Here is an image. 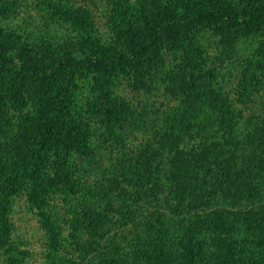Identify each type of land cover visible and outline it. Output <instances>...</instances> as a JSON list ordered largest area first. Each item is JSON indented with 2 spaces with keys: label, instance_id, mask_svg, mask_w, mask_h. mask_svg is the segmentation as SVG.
Here are the masks:
<instances>
[{
  "label": "trees",
  "instance_id": "trees-1",
  "mask_svg": "<svg viewBox=\"0 0 264 264\" xmlns=\"http://www.w3.org/2000/svg\"><path fill=\"white\" fill-rule=\"evenodd\" d=\"M42 1L46 23L56 27L69 22L62 0ZM162 4L153 28H144L148 36L142 43L107 47L89 39L83 57H76L66 49L75 47L74 38L64 32L59 45L45 48L41 57L21 58L19 70L11 72L9 53L20 36L0 28V104H22L25 86L43 83L41 91L36 88V113L21 121L16 140L1 145L0 264H35L27 260L30 251L12 241L9 220L12 193L28 182L29 200L45 234L38 264H264V66L255 71L259 78L251 86L254 90L239 89L235 100L213 98L205 85L189 77L182 93L191 92L193 99L174 119L185 129L180 135L160 132L153 137L154 149L130 177L111 176L110 184L97 183L91 192V183L70 169L77 120L71 85L81 74L95 70L104 76L136 68L167 45L181 46L192 68L202 56L190 45V34L198 28L262 37L254 51L264 58V0H179L170 9ZM13 10L20 11L18 6ZM126 10L121 3L113 20L119 33ZM83 25L93 35L91 20ZM56 30L50 40L58 39ZM37 38L28 44L33 53ZM100 86L107 104L99 101L95 107L108 106L122 129L130 114L113 94V85ZM256 104L259 112L251 114ZM201 105L209 106L208 112L199 109ZM165 150L168 159L163 158ZM51 157L54 177L46 170ZM53 190L68 196L67 206H76L64 224L58 213L47 210L53 205L47 197ZM103 202L107 208L118 202L117 212L101 210ZM115 226L119 232L112 233Z\"/></svg>",
  "mask_w": 264,
  "mask_h": 264
},
{
  "label": "rangeland",
  "instance_id": "rangeland-1",
  "mask_svg": "<svg viewBox=\"0 0 264 264\" xmlns=\"http://www.w3.org/2000/svg\"><path fill=\"white\" fill-rule=\"evenodd\" d=\"M64 1L62 0L61 5L64 4L67 14L70 13L69 22L56 24L55 27V24L46 23L43 19L45 15L42 0H0V28L4 32L12 31L20 36L19 43L16 42V47L11 50L13 53H9L10 72L19 70L21 58H31L33 54L36 58L41 57L39 54L45 52L47 50L45 48L59 45V39L64 32L74 38L75 47L72 49L69 45L66 49L71 53L69 55L76 57H83L89 39L107 47L142 43L148 36L144 28H153V23L157 20L159 2L163 3L162 8L166 5L168 9L179 4V0ZM121 3H124L127 9V21L122 33H119L114 30L113 20ZM16 6L20 11L13 10ZM89 19L94 28L93 35L89 34L83 25V22L85 24ZM80 24L83 27H80ZM55 29L58 39L54 37L50 40ZM36 36H40L41 39ZM35 38L37 40L33 46V53L28 44ZM261 39L263 38L255 39V34H233L225 30L198 28L190 34V45H195L202 56L195 61L192 68L191 61L184 56L181 46L167 45L168 47H159L136 68L110 72L104 76L95 70L81 74L71 85L74 92L73 112L77 114V120L72 128V138L76 144L70 153L72 159L70 169H74L75 174L83 182L91 183V192L97 183L104 187L110 184L111 176L130 177L134 172L133 168L144 166L148 151L154 149L153 144L157 142L153 141V137H158L160 132L176 136L185 129L184 124L182 127V123L174 119L188 110V102L193 99L191 92L182 93V84L184 85L189 77L190 82L205 85L213 98L235 100L239 89H252L253 82L257 83L259 78L255 71L262 70L264 66V58L254 51L260 46L258 41ZM262 72L264 76V71ZM252 77L254 78L251 79ZM248 82L252 83L250 87H244ZM104 83L114 86L113 94L117 96L119 102L124 103L130 114L131 120H128V124L122 129L118 128L121 122L117 116L108 113V106L95 107L99 101L107 104L106 93L100 86ZM37 87L41 91L43 83L31 81L25 86L21 96L22 104L9 102L0 104L6 110L0 113V122H4L0 127V155L3 154L1 145L5 146L6 140L13 138L11 140L13 142L17 139L16 134L22 128L21 121L36 113V95L39 93L36 91ZM260 94H264L263 88ZM258 105L252 106L249 112L251 114L259 112ZM236 106L241 107L239 104ZM208 107L198 106L199 109L206 108V112ZM180 140L183 138L180 137ZM168 154L169 150H165L163 158L168 159ZM46 167L54 177L56 168L53 166L52 157ZM107 177L109 181H105ZM130 187L134 188L133 185ZM30 190L31 182L14 190L9 220L13 231L12 241L30 251L31 256L27 259L29 263L38 264L45 234L40 221L41 216L35 213V205L29 200ZM47 197L51 199L49 203L53 204L46 207L47 210L49 209L53 215L58 213L62 223H66L71 210L76 206L66 205L68 196L61 190L56 192L53 190ZM84 203L78 205L77 211L81 210ZM117 203L112 202L107 208L103 202L100 208L104 212H113L116 211L114 207ZM114 232H119L116 226L112 230V233Z\"/></svg>",
  "mask_w": 264,
  "mask_h": 264
}]
</instances>
